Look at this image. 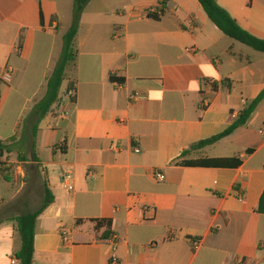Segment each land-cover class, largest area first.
<instances>
[{"label": "crops", "instance_id": "crops-1", "mask_svg": "<svg viewBox=\"0 0 264 264\" xmlns=\"http://www.w3.org/2000/svg\"><path fill=\"white\" fill-rule=\"evenodd\" d=\"M214 1L264 39V0ZM71 6L0 0V73L12 68L0 81V140L28 131ZM156 7L162 12L148 16ZM73 45L36 125V158L23 161L31 182L0 180V264L19 246L13 216L35 209L44 186L52 200L34 219L31 264H264V96L243 125L188 147L223 129L263 87L264 54L223 34L197 0H88ZM226 157L238 162H178ZM65 169L70 189L60 183Z\"/></svg>", "mask_w": 264, "mask_h": 264}, {"label": "trees", "instance_id": "trees-1", "mask_svg": "<svg viewBox=\"0 0 264 264\" xmlns=\"http://www.w3.org/2000/svg\"><path fill=\"white\" fill-rule=\"evenodd\" d=\"M71 19L68 27L61 35V46L59 54L51 68L49 75L45 81L44 92L41 97L32 105L29 113L26 116V120L29 121L28 137L21 133L19 137L15 139L14 135H10L6 140H0V156L3 153L15 151L16 157L22 159L24 156L23 150H20V145L27 143L29 147L30 157L35 159L36 156L33 151V137L35 135L36 125L42 118L45 112L48 110L50 104L56 99L58 87L63 79L64 69L69 65L75 57V48L73 45V37L77 29L78 19L80 12L84 4L88 0H71ZM203 9L208 19L226 36L245 44L246 46L260 51L264 54V39L258 38L246 30L239 27L236 22L228 15V13L221 8L214 0H197ZM160 13L162 7H159ZM150 17H156L154 13H147ZM264 96V85L256 93L254 97L249 99L242 109L231 119V121L220 131L214 133L208 137L199 139L191 143L189 148H197L206 144H210L231 132L235 127L243 125L248 119L250 113L254 109L258 101ZM248 149H245L247 152ZM184 150L180 152L183 154ZM1 162V161H0ZM180 163L191 164H208V165H224L229 166L236 164L238 159L235 157L226 158H202L196 160H180ZM2 164V162L0 163ZM0 180L8 181L9 174L7 168L0 165ZM52 200V194L49 189L44 186L43 194L38 206L32 211L22 212L13 216V220L16 224L19 246L15 252L18 258L19 264H31L32 254V232L34 219L36 215ZM110 264V259L108 260Z\"/></svg>", "mask_w": 264, "mask_h": 264}, {"label": "built area", "instance_id": "built-area-1", "mask_svg": "<svg viewBox=\"0 0 264 264\" xmlns=\"http://www.w3.org/2000/svg\"><path fill=\"white\" fill-rule=\"evenodd\" d=\"M159 1L161 2L162 0H159ZM152 11L155 12L154 13L155 15L160 13L159 7L158 8L157 7L153 8ZM211 60L212 61H216V57H214V56L211 57ZM11 75H12V68L10 66L4 67V69L0 73V81L8 82L10 80V78H11ZM212 84H213V80L212 79L208 78V79L204 80V85L206 86L207 89H210L212 87ZM72 92H73V90L71 88H68L66 90V94L68 96H71ZM204 93L205 92H202L201 93V97H200V102H201L202 105H206L207 101H208V97ZM61 113H66V111H61ZM133 150L137 151L138 148L134 147ZM71 177H72V174H71V171L69 169H65L64 171H62V173L60 175V183H61V185L64 188L70 189L72 187ZM153 177L156 178V179H161L162 178V174L160 172H154L153 173ZM58 231H59V234H60V238L62 240H65L67 238L68 231L65 228H63V227H60L58 229ZM190 242H191L193 247H196L198 245V243H199L198 239H192ZM109 259H110V264H111L112 263V257H110ZM17 261H18V258L16 256H12L10 258V260H9L10 264H16Z\"/></svg>", "mask_w": 264, "mask_h": 264}, {"label": "rangeland", "instance_id": "rangeland-1", "mask_svg": "<svg viewBox=\"0 0 264 264\" xmlns=\"http://www.w3.org/2000/svg\"><path fill=\"white\" fill-rule=\"evenodd\" d=\"M66 68H69V67L67 66ZM28 132L29 131H21V133L25 134L27 137H28ZM24 145L25 146L20 148V150H23L24 152V156L21 157L22 159L16 157L15 151L6 152L0 156V161L2 162V164L0 165H3L4 167L7 168V173L9 174V180L14 179L17 183L23 182V187H25V185L31 182V178H33L34 176L33 172L32 173L29 172L30 171V169H28L29 164L26 162H23L29 157L28 145L27 143H25ZM17 166L23 169L22 175H19L20 173L17 172V169H18ZM33 189L36 190V187H33ZM32 202L36 203V200L34 199V201L32 200Z\"/></svg>", "mask_w": 264, "mask_h": 264}]
</instances>
